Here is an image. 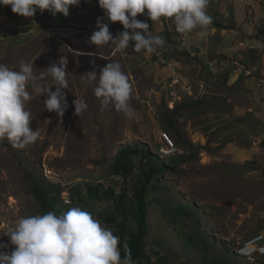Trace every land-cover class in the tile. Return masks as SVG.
Listing matches in <instances>:
<instances>
[{"label": "rangeland", "instance_id": "374dc122", "mask_svg": "<svg viewBox=\"0 0 264 264\" xmlns=\"http://www.w3.org/2000/svg\"><path fill=\"white\" fill-rule=\"evenodd\" d=\"M109 30L115 38L124 28L115 22L110 23ZM93 32L61 41L42 33L21 47L0 44V63L12 70H18L21 61L33 63L35 74L53 91L55 81L47 68L64 57L69 81V88L64 90L68 108L62 118L44 110L46 97L34 92L29 83L31 99L25 107L31 113L30 128L38 130L39 137L24 149L12 147L6 139L0 141V236L9 240L6 233L20 218L43 215L32 191L35 181L50 189V194L57 193L55 208L63 213L80 207L117 236L124 221L129 230L135 229L131 185L141 176L142 159L134 158V174L127 182L110 173L116 153L130 145L145 148L154 158L153 166L167 167L152 180L146 197L145 243L150 259L143 264H264L260 259L252 262L236 253L243 241L264 230V185L244 178L250 162L243 168L235 164V154L239 153L235 130L211 137L203 144L192 142L185 134L189 118L202 110L200 98L210 106L216 105L214 98L207 100L201 92L198 61L183 59L180 64L176 59L183 81L173 85L168 66L162 65L154 53L133 52L134 42L126 50H117L114 42L92 45L89 37ZM109 62H119L128 77L134 109L131 118L113 107L101 111L94 85L81 83L82 78L86 80L82 75L93 70L99 74V69ZM77 97L88 105L80 116L75 114L73 104ZM165 105L168 109L182 108L174 117L184 137L182 141L166 125ZM162 132L175 144L174 153L160 152ZM174 157L187 160L174 164ZM87 185H100L102 191L111 187L116 194L126 190V215L111 220L113 201L89 198ZM64 194L72 199V204L64 202ZM9 245L12 249L10 240Z\"/></svg>", "mask_w": 264, "mask_h": 264}, {"label": "clouds", "instance_id": "9594fccd", "mask_svg": "<svg viewBox=\"0 0 264 264\" xmlns=\"http://www.w3.org/2000/svg\"><path fill=\"white\" fill-rule=\"evenodd\" d=\"M97 2L105 15L97 18V30L89 37V42L95 46L114 42L117 50H126L130 42H134L131 45L133 52L144 50L147 54L162 48L164 38L154 35L149 23L137 19L138 15H145L151 21L172 18L175 30L181 34L194 29H201L202 34H206L205 30L212 24V17L206 12L209 0ZM80 3L81 0H0V5L11 6L13 13L28 18L34 17L38 10L41 14L47 10L53 17L58 13L67 17L70 6ZM105 17L108 23H105ZM115 22H119L124 31L114 38L109 24ZM47 73L55 81L54 91L53 87L41 82L33 63L21 61L18 70L0 63V141L6 139L12 147L20 149L37 141L39 131L30 128L31 113L25 107L26 101L31 99L27 90L29 83L34 92L46 97L44 110L56 113L59 118L64 116L68 108L64 91L69 88L67 60L61 57L47 68ZM82 77L86 80L82 78L81 83L94 85L93 92L100 101L101 111L113 107L126 117L134 115L130 104L132 88L119 62H109L99 69V74L93 70ZM73 104L78 116L88 108L78 97ZM6 235L13 247L6 251L9 245L0 243V264H133L130 250L121 257L119 237L80 207H72L61 214L48 211L43 215L22 217L9 227ZM124 247L127 249L126 244ZM260 251L264 252V248Z\"/></svg>", "mask_w": 264, "mask_h": 264}, {"label": "crops", "instance_id": "0c3cea01", "mask_svg": "<svg viewBox=\"0 0 264 264\" xmlns=\"http://www.w3.org/2000/svg\"><path fill=\"white\" fill-rule=\"evenodd\" d=\"M206 12L212 17L206 34L201 29L178 33L173 19L149 22L150 31L164 38V46L158 49L166 56L177 57L180 64L183 59L198 61L201 92L207 100L216 101L210 106L200 98L202 110L184 126L186 137L203 144L233 128L239 148L235 164L243 168L250 162L244 178L264 185V0H209ZM104 15L97 0L70 6L67 17L38 10L28 18L13 13L11 6L0 5V44L24 46L47 25L90 24L89 31H96L97 18ZM144 17L138 15L141 20Z\"/></svg>", "mask_w": 264, "mask_h": 264}, {"label": "trees", "instance_id": "16d2710c", "mask_svg": "<svg viewBox=\"0 0 264 264\" xmlns=\"http://www.w3.org/2000/svg\"><path fill=\"white\" fill-rule=\"evenodd\" d=\"M181 109V107H175L174 109L165 108L166 125L175 133L178 141H182L184 137L177 129L174 123V117L178 115ZM135 157H140L142 159L141 176L137 180L132 181L131 185L132 197L134 200L131 214L135 221L136 228L129 230L125 221L119 225L118 236L120 243L118 247L122 258L126 251L130 250L133 264H143V262L149 263L150 259L145 243V237L148 232L146 224V197L152 180L158 174L163 173L167 167L165 164H162L160 167L153 166L154 158L145 148L126 145L121 147L114 156L112 163L110 164V173L114 176L122 177L124 182H127V180H130L134 174ZM180 160H187V158L181 159V157H174L171 159L174 164ZM172 168L173 167L171 166L170 169ZM49 190L50 189L46 190V188L38 181H35L32 186V191L40 206V212L42 214H45L48 211H54L57 214L63 213L61 210L55 208V205L59 200L57 193L50 194L48 192ZM86 192L88 197L93 200L108 199L113 201L114 211L109 217L111 220H115L119 215H126L125 203L128 195L126 190H123L120 194H116V191L111 187L102 191L100 190V185H87ZM76 194L82 198L81 193L78 190H76ZM125 244L127 245V249L124 247ZM218 264H224V261H219Z\"/></svg>", "mask_w": 264, "mask_h": 264}, {"label": "built area", "instance_id": "2783aa9c", "mask_svg": "<svg viewBox=\"0 0 264 264\" xmlns=\"http://www.w3.org/2000/svg\"><path fill=\"white\" fill-rule=\"evenodd\" d=\"M171 19L172 18L161 17L159 21L168 23ZM144 21L148 23L151 22V20L146 16L144 17ZM90 27V24L48 25L43 29V33L48 37L61 41L64 38L86 34ZM154 54L155 56L159 57L162 65H165L166 67L168 66V72L170 73L171 78L170 83L175 85L183 81V78L178 75L179 71L177 72V67L175 65L176 58L165 56V54H163L159 49H157ZM253 70H256V67H254ZM184 88L187 91L190 90V87ZM176 150L177 148L169 135L165 132H162L160 135V152L163 155H168L174 153ZM62 199L66 204L73 203L72 199L65 194L62 195ZM0 243L9 245V240H4V238L0 236ZM261 248H264V230L258 231L255 235L243 241L237 248L236 253L240 257H244L249 261L255 262L258 261L261 257H264V252L260 251ZM10 249L11 247L9 245L8 249L5 250L10 251Z\"/></svg>", "mask_w": 264, "mask_h": 264}]
</instances>
